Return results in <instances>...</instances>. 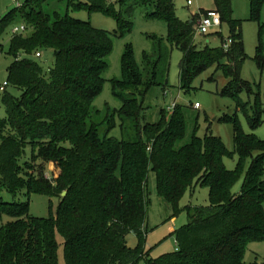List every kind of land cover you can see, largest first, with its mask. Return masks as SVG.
Here are the masks:
<instances>
[{
  "label": "trees",
  "instance_id": "16d2710c",
  "mask_svg": "<svg viewBox=\"0 0 264 264\" xmlns=\"http://www.w3.org/2000/svg\"><path fill=\"white\" fill-rule=\"evenodd\" d=\"M48 1L25 0L0 19V34L18 19L31 31L26 36L13 33L9 40L13 60L7 67L6 86L20 89V95L6 88L0 94L5 109L0 118V217L10 218L0 222V264H58L56 232L63 238L65 264H258L244 262L243 256L249 243L264 240V139L245 132L235 113L222 118L232 125L231 152L219 137L205 134L202 140L195 130L180 144L186 132L183 105L174 104L170 112L162 108L157 120H146L144 97L158 83L167 56L163 39L155 36H150L156 41L153 51L143 53L142 69L132 47L126 46L121 55V77L111 80L113 93L122 104L113 111L107 108L97 119L100 112L92 103L104 83L102 73L112 49V35L67 13L51 15L41 7ZM247 1L250 19L257 20L264 0ZM67 2V8L75 11L111 16L118 27L114 36L124 35L132 23L130 15L124 16L116 5L126 11L135 5H152L151 15L166 22L168 44L182 52L180 88L190 89L198 75L216 65L228 79L220 93L234 100L251 130L262 123L259 90L251 107L253 115L249 103L239 96L244 89L251 93V88L240 77L247 56L241 23L231 17V0H214L230 32L226 48L222 37L219 46L197 47L194 20L179 19L174 0ZM44 48L54 53L47 73L41 64L17 54L22 50L35 55ZM260 50L256 60L262 67ZM116 124L119 138L110 133ZM27 146L31 161L40 158L55 164L51 181L34 174L30 162L21 163ZM225 155H235L233 169L224 165ZM148 171L155 175L158 196L172 205L174 214L180 211L178 203L194 182L208 188L207 205L184 207L188 221L173 233L175 250L156 257L143 246ZM242 174L240 190L233 193ZM2 190L60 200L54 215L35 217L28 214V202L3 201ZM130 232L137 238L135 247L127 244Z\"/></svg>",
  "mask_w": 264,
  "mask_h": 264
},
{
  "label": "rangeland",
  "instance_id": "374dc122",
  "mask_svg": "<svg viewBox=\"0 0 264 264\" xmlns=\"http://www.w3.org/2000/svg\"><path fill=\"white\" fill-rule=\"evenodd\" d=\"M25 0H0V19L10 9L22 5ZM76 2H84L85 0H75ZM114 0H112L113 2ZM18 2V4H17ZM41 7L44 11L53 15L54 12L60 15L66 13L73 18L88 21L92 25L102 28L111 33L112 49L105 57L107 67L102 73L104 83L99 94L93 100V108L97 109L100 114L97 119L104 116L107 108L110 110L117 109L121 106L122 101L113 93L111 80L121 77V55L127 45L133 49V56L137 66L142 69L143 53H151L156 45L155 36L163 39V43L167 47V56L164 70L159 73L158 83L152 85L144 97V115L146 120L153 122L158 118L160 109H165L170 112L173 103L185 106V126L186 132L181 143L187 142L191 134L195 130L197 136L204 139L205 134H211L221 139L226 146L228 152L233 150V133L232 125L229 122L223 121L225 115L232 116L234 113L242 129L245 132H252L257 137L264 139V111L262 112V123L255 129L249 127L247 120L242 111L236 110V104L229 96L221 94V90L226 85L228 79L223 75L216 65L208 68L198 75L192 82L190 89H182L179 86V62L182 57V52L168 44V34L166 22L159 18L153 17L151 13L154 7L150 4L135 5L129 11L120 8L116 5L117 11L121 9L122 14L130 15L131 28L122 36H114L113 32L118 29L115 20L100 12L88 13L85 10L75 11L68 7L67 0H49L43 2ZM175 13L179 19L190 21L193 18L194 22L197 15H194L199 9L214 8V0H195L192 5H188L186 0H174ZM195 17H194V16ZM251 10L247 0H231V17L237 19L241 23V35L243 39L244 52L247 56L240 70V77L248 82L251 88V93L247 90H242L239 94L242 101L248 104L249 114L253 115L255 93L259 90L261 102L264 110V64L259 66L256 56L257 50L264 57V4L261 6L259 17L257 20L250 19ZM26 22L16 20L4 28L0 34V85L7 81V67L13 60V56L9 54V40L12 36V27L20 26ZM27 25V23H26ZM24 36L29 35L31 31L26 28L20 32ZM210 34L204 37L202 34L195 33L194 43L197 47H216L221 44V39L229 37V29L226 23H222L219 28L212 30ZM39 49H36V51ZM18 57H25L41 64L44 73H47L49 68L54 63V53L52 49L44 48L40 50V56H35L34 52L25 53L18 50ZM212 78V79H211ZM8 92L15 96L20 95V89L8 85L5 87ZM3 91H0L2 94ZM198 102L200 107L195 109L191 104ZM5 116L4 106L0 103V118ZM104 128V127H103ZM103 130V129H102ZM112 135L119 138L120 131L118 124L110 131ZM31 148L27 146L22 155L21 163L30 162L34 174L42 175L44 178L52 180V171L54 169L53 162H46L40 158L31 161ZM223 162L226 168L233 169L235 165V155L229 157L225 155ZM249 160L246 161V166ZM31 168V167H30ZM243 174L232 187L233 193H238L242 184ZM146 192L148 197V207L146 216V233L143 240V246L152 257H156L162 253H167L175 250L174 231L178 227L187 223L188 217L184 209L186 205L198 206L207 205L208 188L206 186L193 183L183 193L178 205L180 211L174 214V208L163 198L158 196L155 186V175L152 171H148L146 179ZM2 200L5 202L17 201L28 202V214L35 217L47 218L50 214L54 215L59 204V197L47 196L39 193H25L21 191L17 195H12L9 192L2 190ZM264 207V202H263ZM10 218L6 215H1L0 222H6ZM55 239L57 243L56 257L58 264H65L63 259V238L56 232ZM127 244L131 247L137 245V238L133 232L126 235ZM244 262L264 263V240L255 241L248 244L243 256Z\"/></svg>",
  "mask_w": 264,
  "mask_h": 264
},
{
  "label": "built area",
  "instance_id": "2783aa9c",
  "mask_svg": "<svg viewBox=\"0 0 264 264\" xmlns=\"http://www.w3.org/2000/svg\"><path fill=\"white\" fill-rule=\"evenodd\" d=\"M16 1V0H12ZM195 0H186L188 5H192ZM18 4V2H17ZM20 6V4H18ZM194 15H197V18L194 22V32L202 35L210 34V32L214 29H217L222 24L220 13L216 9H207V10H201L199 9L197 12L194 13ZM193 15V16H194ZM195 17V16H194ZM26 25L21 24L20 26H13L11 31L14 34L20 33L23 30H26ZM231 42L230 39H226L223 46L226 48L228 44ZM36 56H40L39 52L35 53ZM7 85V82H3L0 85V91H3ZM175 103H173L174 106ZM192 107L195 109H198L200 107L198 102H194L192 104Z\"/></svg>",
  "mask_w": 264,
  "mask_h": 264
},
{
  "label": "crops",
  "instance_id": "0c3cea01",
  "mask_svg": "<svg viewBox=\"0 0 264 264\" xmlns=\"http://www.w3.org/2000/svg\"><path fill=\"white\" fill-rule=\"evenodd\" d=\"M112 1V0H111ZM211 9H215V7L214 8H211ZM201 10H203V9H201ZM207 10V9H206ZM5 82V81H4Z\"/></svg>",
  "mask_w": 264,
  "mask_h": 264
},
{
  "label": "water",
  "instance_id": "95a60500",
  "mask_svg": "<svg viewBox=\"0 0 264 264\" xmlns=\"http://www.w3.org/2000/svg\"><path fill=\"white\" fill-rule=\"evenodd\" d=\"M190 22H192V20H190ZM64 193H65V192H64ZM64 193H63V194H64Z\"/></svg>",
  "mask_w": 264,
  "mask_h": 264
}]
</instances>
